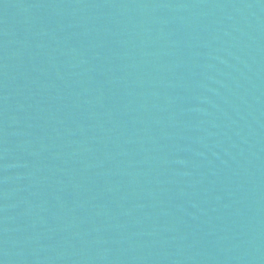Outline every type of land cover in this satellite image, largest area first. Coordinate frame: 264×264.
I'll list each match as a JSON object with an SVG mask.
<instances>
[{"label":"water","instance_id":"obj_1","mask_svg":"<svg viewBox=\"0 0 264 264\" xmlns=\"http://www.w3.org/2000/svg\"><path fill=\"white\" fill-rule=\"evenodd\" d=\"M260 0H0V264H189Z\"/></svg>","mask_w":264,"mask_h":264}]
</instances>
